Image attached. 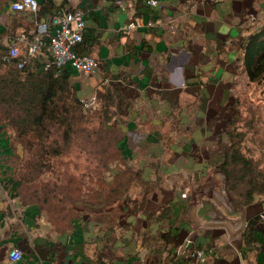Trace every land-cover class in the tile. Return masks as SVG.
<instances>
[{
  "label": "crops",
  "instance_id": "0c3cea01",
  "mask_svg": "<svg viewBox=\"0 0 264 264\" xmlns=\"http://www.w3.org/2000/svg\"><path fill=\"white\" fill-rule=\"evenodd\" d=\"M18 1L0 0V57L18 44L33 69L47 57L29 56L36 21L58 9L84 13L80 52L99 67L92 77L72 71L71 82L79 98L112 105L110 125L136 177L122 207H79L58 233L19 195L0 125V264H194L176 257L190 231L194 246L217 247L208 264H264V198L234 204L220 168L230 119L219 126L229 85L246 75V47L264 27V0H38L40 19L14 11Z\"/></svg>",
  "mask_w": 264,
  "mask_h": 264
},
{
  "label": "trees",
  "instance_id": "16d2710c",
  "mask_svg": "<svg viewBox=\"0 0 264 264\" xmlns=\"http://www.w3.org/2000/svg\"><path fill=\"white\" fill-rule=\"evenodd\" d=\"M39 12L40 4L37 19H40ZM6 53L3 52L0 57V125L9 132L13 158L16 162H23L26 170L16 180L23 202L38 203L43 200L45 204L49 203L46 193L50 191H45L43 186L38 189L32 184L45 174L52 173V161L63 157L77 140L83 139L89 154L100 159L104 169L100 181L107 187V194L96 203L76 196L73 203L84 207H115L129 191L136 173L126 166L120 147L121 130L110 125L112 105L107 102L103 106L99 125L91 123L87 126L91 121L84 115L83 100L78 97L71 82V69L66 68L59 74L54 70L45 71L39 65L33 69L29 58V62L19 68L25 61L21 55L7 60ZM244 63L248 80L256 84L264 83V27L248 43ZM237 110L235 117L227 123L228 144L220 168L226 176L227 190L234 204L245 207L264 198V155L256 158L245 142L249 137L256 148L264 151V135L259 138L261 134L256 132L254 113L253 119L240 126L243 116L240 109ZM15 145L22 147L18 156L15 155ZM103 174H109V181ZM31 185L35 187L34 191L28 197L21 195L20 190ZM56 187L51 192L55 193Z\"/></svg>",
  "mask_w": 264,
  "mask_h": 264
},
{
  "label": "rangeland",
  "instance_id": "374dc122",
  "mask_svg": "<svg viewBox=\"0 0 264 264\" xmlns=\"http://www.w3.org/2000/svg\"><path fill=\"white\" fill-rule=\"evenodd\" d=\"M91 75L87 76L92 77ZM78 77H81V75L79 74L74 77V83L79 80ZM229 87L231 99H229L226 104L229 103V108L231 110H229L227 116L223 117L224 120L219 122V126L224 127L228 119L234 118L238 111L237 109H240L243 117L239 125L244 126L246 122L253 119L252 114L254 113V123L257 128L256 132L261 134L259 137L261 138L264 135V83H252L248 80L247 75H239L235 80V83L229 85ZM86 97L87 98H82V100L88 101L94 96ZM94 106L95 107L89 111H86L83 108L84 115L91 121L87 126H91V123L92 125L97 126L101 121L100 114L103 110V106L98 102V98ZM258 136L259 135H257V137ZM245 145L246 147H249L250 150L254 151V156L256 158H260L264 155V151L261 148H256V144L253 141H250L249 137H247ZM88 151L89 149L86 147L83 139L77 140L63 157L52 161V173L49 172L45 174L38 180H35L32 184L38 189H41L43 186L45 191H50L49 193H46L49 197L48 204H45L43 200L35 204H38L41 207L45 220L58 233L69 229V222L79 215L77 209L79 207H84L81 204H74V199H77V197H79V199L80 197H85L96 203L101 196L107 194V187L103 186L100 181L102 172H104L102 164L99 161L100 159L93 157ZM19 153H22V147L20 145L15 148V155L18 156ZM9 164L14 179L18 181L19 177H22L20 176L21 173L26 172L23 168V162H16L15 158H12ZM103 176L109 181V174H103ZM32 185L20 190L21 195L28 197V195H30L35 189ZM56 185L58 186L56 187ZM54 187H56L55 193L54 191L51 192ZM227 194L228 193H224L225 197H228ZM125 202L126 195L123 199L119 200L115 207H119V204L121 205L120 207H122Z\"/></svg>",
  "mask_w": 264,
  "mask_h": 264
},
{
  "label": "built area",
  "instance_id": "2783aa9c",
  "mask_svg": "<svg viewBox=\"0 0 264 264\" xmlns=\"http://www.w3.org/2000/svg\"><path fill=\"white\" fill-rule=\"evenodd\" d=\"M214 2L215 0H210ZM151 7L157 6V0H148ZM12 9L19 12H29L36 15L39 11L38 0H21L12 4ZM134 28L135 24H131ZM86 28L84 13L80 10L58 9L47 19L36 21V32L33 40L29 43V56H34L42 49L47 57L43 61L45 71L60 73L69 68L84 75L95 74L99 65L92 55H84L80 52L83 43V32ZM23 38L22 40H24ZM20 56L18 44H13L5 55L7 60L16 59ZM27 64L24 61L19 65L22 68ZM97 102L96 97L83 101V108L86 111L94 108ZM187 198V193L181 194ZM264 221V216H261ZM195 232L190 231L189 235L176 248V257L179 261H189L194 264H208L209 254L216 252L217 247H211L209 253L193 245ZM10 261L17 263L23 259V252L14 248L9 251Z\"/></svg>",
  "mask_w": 264,
  "mask_h": 264
}]
</instances>
